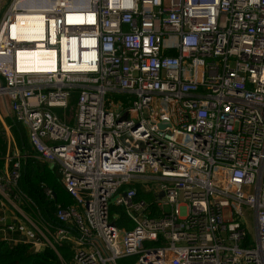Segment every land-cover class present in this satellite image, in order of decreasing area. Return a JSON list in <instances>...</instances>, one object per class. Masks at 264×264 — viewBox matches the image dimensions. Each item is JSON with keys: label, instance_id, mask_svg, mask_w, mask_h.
Here are the masks:
<instances>
[{"label": "built area", "instance_id": "built-area-1", "mask_svg": "<svg viewBox=\"0 0 264 264\" xmlns=\"http://www.w3.org/2000/svg\"><path fill=\"white\" fill-rule=\"evenodd\" d=\"M5 4L0 98L73 203L27 212L16 147L4 239L57 264H264V0ZM37 50L57 68H18Z\"/></svg>", "mask_w": 264, "mask_h": 264}, {"label": "trees", "instance_id": "trees-1", "mask_svg": "<svg viewBox=\"0 0 264 264\" xmlns=\"http://www.w3.org/2000/svg\"><path fill=\"white\" fill-rule=\"evenodd\" d=\"M14 123V124H13ZM11 127L16 132L20 139L21 149L27 155L34 153V148L30 143L29 135L26 132L24 124L14 120ZM21 134V138L19 136ZM20 179V189L27 196L37 202L40 208L48 206L52 213L58 204L68 206L73 203L72 198L63 187L60 178L54 169H51L48 164L37 162L33 158H28L23 162ZM52 191L56 198L50 199L48 192ZM139 197L148 198L142 191L139 192ZM25 206L27 212L30 211ZM17 238L16 234H13ZM58 259L56 253L51 249H46L41 252H35L30 244L13 243L4 239L0 225V264H57Z\"/></svg>", "mask_w": 264, "mask_h": 264}, {"label": "bare ground", "instance_id": "bare-ground-1", "mask_svg": "<svg viewBox=\"0 0 264 264\" xmlns=\"http://www.w3.org/2000/svg\"><path fill=\"white\" fill-rule=\"evenodd\" d=\"M29 24L27 26H29ZM44 54L45 52L39 50L20 52L18 56V68L28 72H47L48 70H55V68H57L56 52H46L48 60L45 58Z\"/></svg>", "mask_w": 264, "mask_h": 264}, {"label": "crops", "instance_id": "crops-1", "mask_svg": "<svg viewBox=\"0 0 264 264\" xmlns=\"http://www.w3.org/2000/svg\"><path fill=\"white\" fill-rule=\"evenodd\" d=\"M0 103L1 104H3V108H4V111H2L1 109H0V129H1V127L3 126L2 124H4L5 123V125L7 126V125H12V124H10L11 123V120H12V123H13V121L14 120H16V114H15V112H13L12 110H11V107H9L7 104H5L4 103V100L2 99V98H0ZM1 104H0V106H1ZM14 124V123H13ZM8 127V126H7ZM26 127V132L28 133V128H27V126H25ZM13 131V133H14V135H16V133L14 132V129L12 130ZM7 132L9 133L10 132V130H7ZM11 133V137H13V133L12 132H10ZM29 135V134H28ZM17 136V135H16ZM15 138V137H14ZM16 140V139H15ZM10 148H11V139H9V142L7 141L6 143H4V144H2V147L0 146V158L2 157V159L0 160V165L4 162L5 163V156H6V154H7V152L10 150ZM21 149V148H20ZM22 151V150H21ZM23 152V151H22ZM33 154V153H32ZM32 154H29V155H27V158H24V160H28V158H33L31 155ZM57 173V172H56ZM62 183V182H61ZM62 185H63V183H62ZM63 187H64V185H63ZM65 188V187H64ZM66 190V189H65ZM54 198H56V196H55V194H54ZM34 200V199H33ZM36 204H35V203ZM34 204H33V206H31V209H30V213L32 212L33 213V215L34 214H41V213H43V211H44V209H41V208H39V205H37V202L34 200ZM47 209H48V206H47ZM41 215H43V214H41ZM40 215V216H41ZM36 216V215H35ZM43 216H46V215H43Z\"/></svg>", "mask_w": 264, "mask_h": 264}, {"label": "rangeland", "instance_id": "rangeland-1", "mask_svg": "<svg viewBox=\"0 0 264 264\" xmlns=\"http://www.w3.org/2000/svg\"><path fill=\"white\" fill-rule=\"evenodd\" d=\"M7 7H8V4H5L3 7H2V9H1V12H0V19H1V17H2V15H3V13L7 10ZM1 104V103H0ZM0 109L2 110V111H4V108H3V104H1V106H0ZM8 126V128H9V130H10V132H12L13 133V129H12V127H11V125L9 126V125H7ZM9 132V134L6 132V129H5V127L4 126H2L1 127V129H0V146L2 147V144H4V143H6L7 141L9 142V139H11V148H10V150L7 152V154L10 152H13L15 149H16V147L19 149V150H22V149H20L21 148V143H20V139L18 138V136H16V135H14V133H13V137H11V133ZM15 132V131H14ZM16 133V132H15ZM19 136H20V138H21V134H19ZM15 137V138H14ZM16 139V140H15ZM23 193V192H22ZM24 194V193H23ZM25 196H27L26 194H24ZM27 197H29V196H27ZM29 198H31V197H29ZM32 199V198H31ZM40 208V207H39ZM253 227H252V230H253V232H255V226L254 225H252Z\"/></svg>", "mask_w": 264, "mask_h": 264}, {"label": "water", "instance_id": "water-1", "mask_svg": "<svg viewBox=\"0 0 264 264\" xmlns=\"http://www.w3.org/2000/svg\"><path fill=\"white\" fill-rule=\"evenodd\" d=\"M158 126H159V128L164 129L167 126H170V123L164 121V122L158 123ZM137 148L138 149H143V144L141 142H137Z\"/></svg>", "mask_w": 264, "mask_h": 264}]
</instances>
